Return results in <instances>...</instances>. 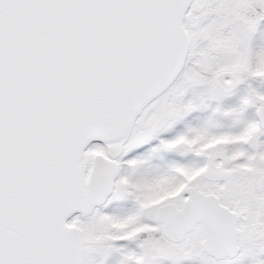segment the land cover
<instances>
[{
	"label": "snow or ice",
	"instance_id": "1",
	"mask_svg": "<svg viewBox=\"0 0 264 264\" xmlns=\"http://www.w3.org/2000/svg\"><path fill=\"white\" fill-rule=\"evenodd\" d=\"M0 264H264V0H0Z\"/></svg>",
	"mask_w": 264,
	"mask_h": 264
}]
</instances>
